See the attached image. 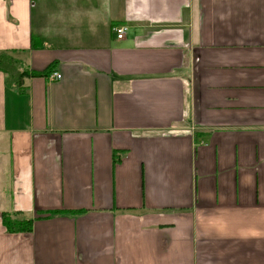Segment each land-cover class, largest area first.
<instances>
[{"label": "crops", "instance_id": "obj_1", "mask_svg": "<svg viewBox=\"0 0 264 264\" xmlns=\"http://www.w3.org/2000/svg\"><path fill=\"white\" fill-rule=\"evenodd\" d=\"M0 54V264H264V0H0Z\"/></svg>", "mask_w": 264, "mask_h": 264}, {"label": "trees", "instance_id": "obj_2", "mask_svg": "<svg viewBox=\"0 0 264 264\" xmlns=\"http://www.w3.org/2000/svg\"><path fill=\"white\" fill-rule=\"evenodd\" d=\"M52 65L53 64L48 65L42 71H30L28 73L31 76H43V75L47 76L52 73ZM0 70L4 71L8 75L7 80L9 81V83H12V82L15 83L17 81L15 77L19 73L15 72L17 71L16 66H15V61L11 57L8 58L6 55L0 54ZM13 72L18 73V74L13 75ZM24 73H27V72H22L21 74H24ZM119 160H120V154H114L113 162L116 163ZM79 213H82V211ZM15 214L16 212L14 213L3 212L1 214V222H2L3 227L6 229V231L8 233H29L31 232L34 219H29V218L18 219ZM49 215H52V213Z\"/></svg>", "mask_w": 264, "mask_h": 264}, {"label": "built area", "instance_id": "obj_3", "mask_svg": "<svg viewBox=\"0 0 264 264\" xmlns=\"http://www.w3.org/2000/svg\"><path fill=\"white\" fill-rule=\"evenodd\" d=\"M112 31L115 33V36L117 39H122L124 36V33L126 31V27L124 25L114 26L112 28ZM50 80H58L60 79V74L57 72H52L49 75Z\"/></svg>", "mask_w": 264, "mask_h": 264}, {"label": "rangeland", "instance_id": "obj_4", "mask_svg": "<svg viewBox=\"0 0 264 264\" xmlns=\"http://www.w3.org/2000/svg\"><path fill=\"white\" fill-rule=\"evenodd\" d=\"M9 78H10V76H9Z\"/></svg>", "mask_w": 264, "mask_h": 264}]
</instances>
